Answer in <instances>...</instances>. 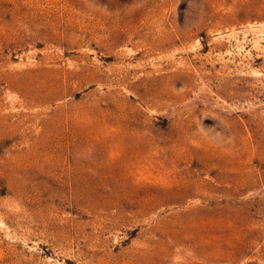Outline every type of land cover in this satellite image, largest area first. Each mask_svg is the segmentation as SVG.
<instances>
[{"label":"rangeland","instance_id":"1","mask_svg":"<svg viewBox=\"0 0 264 264\" xmlns=\"http://www.w3.org/2000/svg\"><path fill=\"white\" fill-rule=\"evenodd\" d=\"M0 264H264V0H0Z\"/></svg>","mask_w":264,"mask_h":264}]
</instances>
